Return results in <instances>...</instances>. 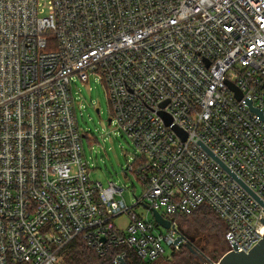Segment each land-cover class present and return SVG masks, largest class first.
<instances>
[{"label":"built area","instance_id":"1","mask_svg":"<svg viewBox=\"0 0 264 264\" xmlns=\"http://www.w3.org/2000/svg\"><path fill=\"white\" fill-rule=\"evenodd\" d=\"M91 77L138 150L134 208L174 219L166 233L92 178L74 92ZM199 140L264 202V0H0V264H61L78 238L169 260L176 217L202 207L249 253L264 206Z\"/></svg>","mask_w":264,"mask_h":264},{"label":"rangeland","instance_id":"2","mask_svg":"<svg viewBox=\"0 0 264 264\" xmlns=\"http://www.w3.org/2000/svg\"><path fill=\"white\" fill-rule=\"evenodd\" d=\"M76 85L78 87L74 88L75 97L78 102H83L81 108L77 105L78 121L81 128L89 133L84 138V150L92 178L101 182L104 187L110 182L122 187L126 186L124 197L128 206L133 207L138 215L148 216L154 221L152 212L145 206L149 205L147 200L134 208L137 200L145 196L144 185L139 182L135 173L127 171L128 164L134 163L135 158L138 157V150L131 139L119 133L116 125L110 122L113 114L104 85L94 77L90 78L86 86L81 82H76ZM97 109H100V114L97 113ZM89 136L92 137V141L88 139ZM200 212L191 216H177L176 220L188 234H193L196 227L199 228L203 238L199 248L204 252L200 264H205L209 259L220 260L227 253L228 244L223 221L208 207L202 208ZM127 217L125 215L115 220V224L125 225ZM161 231L167 232L165 228H161ZM166 250V258H171L158 260L157 264H186L187 261L196 258L194 253L197 252L193 246L180 247L175 256L171 248Z\"/></svg>","mask_w":264,"mask_h":264},{"label":"water","instance_id":"3","mask_svg":"<svg viewBox=\"0 0 264 264\" xmlns=\"http://www.w3.org/2000/svg\"><path fill=\"white\" fill-rule=\"evenodd\" d=\"M233 88V86L231 85ZM97 113L99 114V110H97ZM111 122V120H110ZM171 121H168V124H170ZM179 133H181V130L179 128H175ZM198 144L209 154L211 155L236 181H238L262 206H264V202L254 193L252 192L220 159H218L200 140L198 141ZM147 209H150L149 206H146ZM151 210V209H150ZM153 217L155 221L163 226L165 229H169L171 226L172 220L165 219L162 214L156 210H151ZM264 223V219L261 220ZM180 231V237L177 239L176 243H180L183 240L189 239L190 241L193 240L191 236H189L188 233L182 228V226H179ZM233 246L236 251L228 252L226 253L220 260L218 264H264V238L259 241V243L249 252L245 253L243 250L241 252L238 251L239 247L235 243H233ZM193 252V251H192ZM118 260L120 261V264H126V261H124L123 257H118Z\"/></svg>","mask_w":264,"mask_h":264},{"label":"trees","instance_id":"4","mask_svg":"<svg viewBox=\"0 0 264 264\" xmlns=\"http://www.w3.org/2000/svg\"><path fill=\"white\" fill-rule=\"evenodd\" d=\"M202 208L196 211L193 215L200 212ZM119 251L120 249H114L108 257L101 258L93 249L87 246L81 238H78L68 248L61 264H118L114 261V256ZM175 255L176 254L173 256ZM125 260L126 264H157V262H146L141 260L133 251L128 252Z\"/></svg>","mask_w":264,"mask_h":264},{"label":"flooded vegetation","instance_id":"5","mask_svg":"<svg viewBox=\"0 0 264 264\" xmlns=\"http://www.w3.org/2000/svg\"><path fill=\"white\" fill-rule=\"evenodd\" d=\"M200 234L201 233L199 231V228L196 227V230L194 231V233L189 234V236H191L193 238V240L190 241L189 239H187V240H185L186 242L184 244H182V246H181V247L193 246L197 251L194 253L196 258L194 260L187 261L186 264H200L201 261L203 260L204 252L202 251V249L199 248V244H201V242L203 241V238L201 237Z\"/></svg>","mask_w":264,"mask_h":264}]
</instances>
